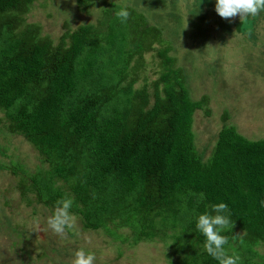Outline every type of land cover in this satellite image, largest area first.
<instances>
[{
    "label": "trees",
    "instance_id": "obj_1",
    "mask_svg": "<svg viewBox=\"0 0 264 264\" xmlns=\"http://www.w3.org/2000/svg\"><path fill=\"white\" fill-rule=\"evenodd\" d=\"M34 1L0 0L4 124L47 163L32 172L16 160L11 166L0 162V168L21 176V198L29 200L33 193L38 202L56 207L70 197L69 211L86 229L114 233L130 226L135 242L171 239L174 264H218L204 251L195 220L223 201L233 224L223 233L228 254L238 255L239 264H264V254L256 249L264 245V138L250 139L226 123L203 158L192 127L197 109L210 114L209 95L191 96L186 70L175 65L170 46L158 51V79L135 86L142 51L151 47L153 35L161 36L158 26L127 7L129 24L135 25L137 16L139 27L131 35L120 27L119 35L106 37L109 54L120 55L113 75L111 64L97 63L106 48L98 40L104 37L94 38L98 24L67 29L55 42L40 23L27 21ZM76 3L83 12L96 4ZM244 21L235 24L238 30H245ZM250 37L260 40L256 34Z\"/></svg>",
    "mask_w": 264,
    "mask_h": 264
},
{
    "label": "rangeland",
    "instance_id": "obj_2",
    "mask_svg": "<svg viewBox=\"0 0 264 264\" xmlns=\"http://www.w3.org/2000/svg\"><path fill=\"white\" fill-rule=\"evenodd\" d=\"M95 2L88 12H83L77 8L76 0H35L25 16L28 22L40 23L42 32L55 42L67 29L88 22L98 24V37L94 38L104 37L103 41L98 40L106 48L97 63L111 64V74L115 75L116 57L120 55L117 51L109 54L111 44L106 37L119 35L120 27L130 35L139 27L137 16L131 26V15L121 22L115 11L130 7L136 13H144L150 25L160 28L161 36L153 35L155 41H148L151 47L142 51L141 64L135 70V86L145 82L151 85L158 79L162 68L158 51L170 46L175 65L186 70L191 96L197 99L209 95L210 114L197 109L192 127L196 148L203 158L210 155L215 136L226 123L250 139L264 138V11L244 21L243 31L235 25L243 20L239 15L228 18L232 27L227 28L228 20L215 12V0H207L204 6L203 0ZM107 9L111 15L105 12ZM255 18H259V25L255 21L253 26ZM252 34L260 40L251 38ZM130 46L136 48V40ZM138 58L134 56L130 64L134 65ZM104 70L107 71L106 67ZM4 123L5 115L0 110L1 164L11 166V161L16 160L32 172L47 167L38 150L22 135L9 132ZM20 180L21 176L13 174L10 168H0V264H71L78 248L94 254L93 264H174L177 255L170 247L171 239L155 237L135 242L130 226H121L114 233L103 227L86 229L80 218L69 211L74 217L73 228L66 229L63 235L54 233L47 220L56 207L38 202L33 193H29V200L21 198ZM256 249L264 254V245Z\"/></svg>",
    "mask_w": 264,
    "mask_h": 264
},
{
    "label": "clouds",
    "instance_id": "obj_3",
    "mask_svg": "<svg viewBox=\"0 0 264 264\" xmlns=\"http://www.w3.org/2000/svg\"><path fill=\"white\" fill-rule=\"evenodd\" d=\"M214 9L221 18L228 19L239 15L240 19L246 21L264 11V0H215ZM115 16L124 22L129 12L127 8L121 7L115 11ZM72 204L73 200L70 197L57 201L53 214L47 220L48 227L54 233L63 235L66 229L73 228L74 217L69 212ZM261 206H264V200L261 201ZM230 217L228 205L221 201L212 204L209 212H202L195 220V230L204 237V251L218 264H239V256L234 253L228 254L225 248L228 237L223 233L233 227ZM93 262L92 252L78 248L74 251L71 264H93Z\"/></svg>",
    "mask_w": 264,
    "mask_h": 264
}]
</instances>
